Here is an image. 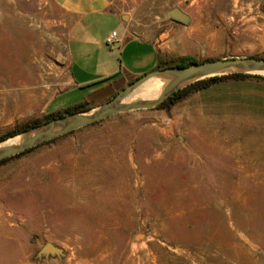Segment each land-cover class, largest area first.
Wrapping results in <instances>:
<instances>
[{
	"label": "rangeland",
	"instance_id": "obj_1",
	"mask_svg": "<svg viewBox=\"0 0 264 264\" xmlns=\"http://www.w3.org/2000/svg\"><path fill=\"white\" fill-rule=\"evenodd\" d=\"M126 1V22L151 39L169 33L160 43L172 36L166 12L188 13L196 36L174 48L199 61L264 57V0ZM70 20L54 0H0V136L88 100L94 87H71ZM187 98L0 164V264H264V159L253 156L264 136L229 124L223 145L251 153L225 158L210 149L220 124ZM47 242L64 256L38 258Z\"/></svg>",
	"mask_w": 264,
	"mask_h": 264
},
{
	"label": "crops",
	"instance_id": "obj_2",
	"mask_svg": "<svg viewBox=\"0 0 264 264\" xmlns=\"http://www.w3.org/2000/svg\"><path fill=\"white\" fill-rule=\"evenodd\" d=\"M54 1L71 19L68 23L67 43L71 62V87H94L88 98L91 102L101 103L107 100L141 75L156 69L159 62L170 55L184 57L191 54L187 49L174 46L193 39L197 32L194 27L188 28L173 21L174 24L169 29L172 36L160 43V38L169 33L151 39L135 28L134 23L126 22V14L131 16L127 11L126 0ZM114 32L116 42L109 46L107 40ZM142 47L150 52L141 54L138 50ZM127 51L133 52V56L125 59ZM108 78L111 79L103 81ZM186 101L188 108H195L206 123L220 124V127L210 129L211 134L221 136L211 139L210 149L216 150L225 158L240 159L251 153L244 149H229L223 145L227 139L222 137L223 132L227 131L224 128L229 124L236 122L244 128H256L246 132L264 136L263 80L253 77L228 79L193 93ZM217 142L220 143L219 146L215 145ZM254 153L255 158L264 159V150Z\"/></svg>",
	"mask_w": 264,
	"mask_h": 264
},
{
	"label": "water",
	"instance_id": "obj_3",
	"mask_svg": "<svg viewBox=\"0 0 264 264\" xmlns=\"http://www.w3.org/2000/svg\"><path fill=\"white\" fill-rule=\"evenodd\" d=\"M166 19L183 25L191 22L190 15L179 7L168 10ZM235 73L264 76V57H225L196 62L186 67L173 66L154 69L126 85L110 100L89 110L53 118L0 141V160L119 113L155 108L175 92L201 80ZM158 81H164V83L157 93L154 92L151 96L142 95L148 86H156ZM49 256L60 258L64 256V250L54 243L47 242L38 251L37 257L48 258Z\"/></svg>",
	"mask_w": 264,
	"mask_h": 264
},
{
	"label": "trees",
	"instance_id": "obj_4",
	"mask_svg": "<svg viewBox=\"0 0 264 264\" xmlns=\"http://www.w3.org/2000/svg\"><path fill=\"white\" fill-rule=\"evenodd\" d=\"M213 59H216V58H208V59H205L204 61L213 60ZM196 62H202V61H199L197 58H195L193 56H184V57H182L180 59H177V60L174 59V60H169V61L168 60L160 61L159 64L156 66V69L157 68L173 67V66L186 67V66H189V65H191L193 63H196ZM251 77L257 78V79H260V80L264 81V77L263 76L251 75V74H242V73H235V74L225 75V76H214V77H211V78L196 82V83L192 84L191 86H189L187 88H184L183 90H179V91L175 92L168 99H166L163 103H161L158 106V108L165 107V108L169 109V108L173 107L176 103H178V102L182 101L183 99L189 97L192 93L207 89V88L211 87L212 85H214L216 83H219V82H222V81H225V80H228V79H245V78H251ZM109 79H111V78L105 79L103 81H107ZM116 94H114L112 97H114ZM112 97L108 98L107 100H110ZM93 106L94 105L91 103V101L87 100V101H85L83 103H80L78 105H75L73 107H69V108H66V109H62L60 111L52 112L49 115L45 116L42 120H40V119L38 120L37 119V120L31 121V122H28V123H26V124H24L22 126L15 127L11 131H9V132L5 133L4 135L0 136V141L8 139L9 137H12V136H14L16 134H19V133H21V132H23V131L31 128V127H34V126L43 124L45 122H48V121H50L53 118L65 116V115L70 114V113L86 111V110L91 109ZM51 141H53V140H49V141L44 142L42 144H46V143L51 142ZM42 144L34 146V147H32V148H30V149H28V150H26L24 152H21V153H19L17 155H14V156H11L9 158H5L3 160H0V164H2L4 162H7L8 160H10V159H12L14 157H18L20 155H23L24 153L29 152V151L37 148L38 146H40Z\"/></svg>",
	"mask_w": 264,
	"mask_h": 264
},
{
	"label": "bare ground",
	"instance_id": "obj_5",
	"mask_svg": "<svg viewBox=\"0 0 264 264\" xmlns=\"http://www.w3.org/2000/svg\"><path fill=\"white\" fill-rule=\"evenodd\" d=\"M164 81H158L156 86H148L142 93L143 96H151L154 92L157 93L158 90L163 85ZM138 238H142V235H139Z\"/></svg>",
	"mask_w": 264,
	"mask_h": 264
},
{
	"label": "built area",
	"instance_id": "obj_6",
	"mask_svg": "<svg viewBox=\"0 0 264 264\" xmlns=\"http://www.w3.org/2000/svg\"><path fill=\"white\" fill-rule=\"evenodd\" d=\"M115 38H116V32H114L113 34H111V36L107 40V44L109 46H112L116 42V39Z\"/></svg>",
	"mask_w": 264,
	"mask_h": 264
}]
</instances>
